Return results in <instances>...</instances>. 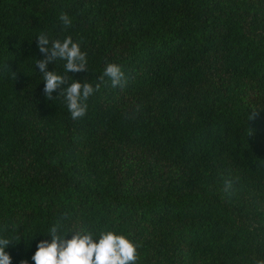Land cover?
Listing matches in <instances>:
<instances>
[{
    "label": "trees",
    "instance_id": "16d2710c",
    "mask_svg": "<svg viewBox=\"0 0 264 264\" xmlns=\"http://www.w3.org/2000/svg\"><path fill=\"white\" fill-rule=\"evenodd\" d=\"M70 17L71 26L59 20ZM71 36L99 83L73 120L37 37ZM64 87H67L65 85ZM124 235L136 264L264 260V0H0V238L34 264L49 228Z\"/></svg>",
    "mask_w": 264,
    "mask_h": 264
},
{
    "label": "clouds",
    "instance_id": "9594fccd",
    "mask_svg": "<svg viewBox=\"0 0 264 264\" xmlns=\"http://www.w3.org/2000/svg\"><path fill=\"white\" fill-rule=\"evenodd\" d=\"M59 20L65 27L71 26V19L66 13L59 15ZM37 49L43 54L42 59L35 60L39 72L43 73L44 93L48 100L52 99V93L59 90L66 100L67 109L73 120L84 117L87 111L86 101L98 91L104 77H107L112 87L119 86L121 90L126 87L127 80L121 66L108 63L103 76L99 77V83L95 87L87 82L73 80L68 84L67 76L57 74L54 70H47V66L55 61L63 60L66 63V73H85L87 71L86 53L81 51L80 43L74 42L71 36L51 40L47 34H40L37 38ZM67 85V87H64ZM60 224H53L49 228L51 242L40 240L36 245V251L31 259L34 264H136L137 245L124 235L115 234L112 231L101 232L98 239L84 228L73 230L70 239H65V234L60 233ZM11 240L0 238V264H11V256L5 251ZM21 264H27L22 261ZM256 264H264V260H258Z\"/></svg>",
    "mask_w": 264,
    "mask_h": 264
}]
</instances>
